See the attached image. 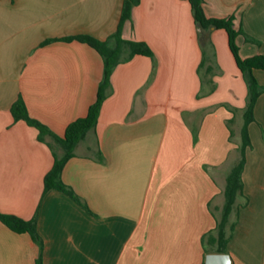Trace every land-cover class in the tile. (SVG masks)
Returning a JSON list of instances; mask_svg holds the SVG:
<instances>
[{
	"label": "crops",
	"instance_id": "obj_1",
	"mask_svg": "<svg viewBox=\"0 0 264 264\" xmlns=\"http://www.w3.org/2000/svg\"><path fill=\"white\" fill-rule=\"evenodd\" d=\"M124 0H0V215L35 217L42 250L28 233L0 221V264H204L224 203L231 125L243 114L247 86L223 30L207 33L204 66L188 0H139L122 29L145 43L153 61L135 56L109 78L98 120L64 165L68 195L44 193L54 157L48 135L14 121L22 100L50 133L86 117L103 77L88 45L117 29ZM207 18H233L259 42L235 40L241 59L264 54V0H203ZM248 127L242 195L230 216L232 264H264V70ZM60 158L62 151L53 148ZM232 155V156H231Z\"/></svg>",
	"mask_w": 264,
	"mask_h": 264
},
{
	"label": "trees",
	"instance_id": "obj_2",
	"mask_svg": "<svg viewBox=\"0 0 264 264\" xmlns=\"http://www.w3.org/2000/svg\"><path fill=\"white\" fill-rule=\"evenodd\" d=\"M188 2L194 24L202 30V33L207 34L211 29L225 31L228 38V47L247 86L246 104L242 114L243 125L240 130V144L238 146L239 159L226 176L223 190L224 203L220 217L216 219L215 229L213 233L210 232L208 234L206 240L207 244L214 250V254H228L227 245L235 227L234 223H230V216L236 198L242 195L243 185L241 176L245 165V154L247 149L251 147L248 127L254 122V107L258 97L262 93V88L255 80L253 72L256 70H264V54L241 59L235 43L238 36H243L244 41L247 43L259 45V42L243 33L241 29H235L232 17L227 19L207 18L203 11V0H188ZM138 4L139 0H124L117 29L105 41L97 40L89 35H76L63 39L66 42L75 40L88 45L103 61V77L99 85L96 101L89 107L86 117L74 121L66 128L63 137L53 135L40 123L31 119L21 99L16 101L10 110L14 121H23L38 130V140L44 141V136L48 135L54 142V146L46 143L52 151L54 163L44 178V193L50 190L64 193L81 204L85 209H87L86 206L80 202L79 198L61 180V173L65 163L73 157L76 145L84 139L89 131L95 129L100 108L105 98V92L109 86V78L114 68L121 63L130 61L135 56H144L153 61V70H155L156 64L153 52L145 43L124 40L122 38L123 26L130 20L132 10ZM197 36L202 51V60L199 65V69H201L205 64V50L210 42L209 40L203 41L200 39L199 33ZM231 136L232 131L230 130ZM56 147L62 151L60 158L53 151V148ZM0 221L13 232L30 234L32 239L38 243L41 252L42 242L36 232L35 217L31 221H23L14 216L0 215ZM36 264H42L41 253L38 256Z\"/></svg>",
	"mask_w": 264,
	"mask_h": 264
},
{
	"label": "water",
	"instance_id": "obj_3",
	"mask_svg": "<svg viewBox=\"0 0 264 264\" xmlns=\"http://www.w3.org/2000/svg\"><path fill=\"white\" fill-rule=\"evenodd\" d=\"M197 32L200 34V39L207 40V34L202 33L199 27H197ZM204 264H232V260L228 254H207Z\"/></svg>",
	"mask_w": 264,
	"mask_h": 264
},
{
	"label": "rangeland",
	"instance_id": "obj_4",
	"mask_svg": "<svg viewBox=\"0 0 264 264\" xmlns=\"http://www.w3.org/2000/svg\"><path fill=\"white\" fill-rule=\"evenodd\" d=\"M242 125H243V118L241 117V115L238 116L236 113L234 121L231 125V129L233 132V143H240V130H241ZM232 155H231L232 159H230V163H229L230 169L237 163L236 159L238 155L236 153H232Z\"/></svg>",
	"mask_w": 264,
	"mask_h": 264
}]
</instances>
